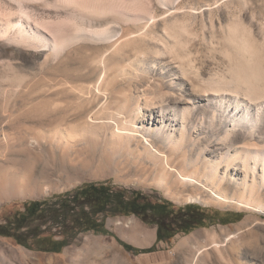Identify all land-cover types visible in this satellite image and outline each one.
Returning <instances> with one entry per match:
<instances>
[{
	"label": "rangeland",
	"instance_id": "374dc122",
	"mask_svg": "<svg viewBox=\"0 0 264 264\" xmlns=\"http://www.w3.org/2000/svg\"><path fill=\"white\" fill-rule=\"evenodd\" d=\"M0 5L1 30L7 27L8 19L16 21L20 5L14 0H0ZM24 7L28 15L23 22L27 40L14 34V29L10 30L11 34L0 37V137L5 131L14 132L18 123L33 131L78 123L88 111L97 109L103 102L114 111L121 103L124 105L125 96L129 98L144 88L145 81H149L148 92L155 100L167 89L166 79L173 77L182 82L186 78L180 74L187 67L192 68V75L189 74L198 81L222 75L227 78L229 71L237 66L240 68L238 64L243 62L233 47L236 45L227 39L229 34L244 32L241 35L248 38L255 53L254 56L247 53L246 57L251 56L254 61L260 60L264 64V0H26ZM232 23L238 25L237 30H229ZM139 28L155 36L153 39L148 36L147 41L133 42L146 51L142 65L149 70L147 75L133 81L123 79L116 84L109 80L111 97L94 91L102 66L96 65L93 59L122 30L137 34ZM73 34L82 35L73 39ZM43 45L48 48L43 49ZM88 85L92 87L88 88ZM120 90H123V102L115 95ZM239 91H235L238 93L232 101L244 100L243 91ZM166 100L172 101V97ZM57 102L66 112H57L51 117V124H45L46 107L59 105ZM73 110L79 112L78 116L70 114ZM249 115L245 113L247 117L243 120H248ZM255 116L258 120L249 119V123L258 121L254 125L258 129L261 120L260 116ZM11 121L14 123L9 125ZM217 127V123L210 126L192 147L185 149L187 158H192L191 163L179 161L177 155L168 156L169 163L204 181L200 177L199 149L215 142L222 134ZM88 144L89 149L83 151L76 166L64 169L65 178H55L56 182L44 186L41 191L0 197V222L22 209L28 200L65 193L87 182H102L114 189L125 188L128 192L138 190L153 201L168 199L175 207L191 203L218 214L236 212L241 214L240 219L235 221L237 215L232 219L227 215L226 218L233 222L201 226L189 233H178L168 241L155 242V225H149L135 215L107 216L105 226L112 235L93 230L81 232L59 253L30 250L11 238L0 237V264H264V209L242 210L232 204L220 205L206 187L195 189L186 185L182 192L166 194L158 186L156 167L147 160L145 164L152 168L148 169V174L138 177L133 174L122 180L113 171L98 165V153L92 155L97 145L92 140ZM100 147L101 143L98 149ZM89 153L94 160L90 159L93 157H89ZM5 154L6 150L1 149L0 164ZM171 175L170 179H174L175 175ZM232 192L233 189L228 187L226 194L236 193ZM257 201L264 205V195ZM118 240L139 249L154 245V249L145 252L126 250Z\"/></svg>",
	"mask_w": 264,
	"mask_h": 264
},
{
	"label": "bare ground",
	"instance_id": "6f19581e",
	"mask_svg": "<svg viewBox=\"0 0 264 264\" xmlns=\"http://www.w3.org/2000/svg\"><path fill=\"white\" fill-rule=\"evenodd\" d=\"M14 1L20 5L18 16L16 21L7 20V27L0 30V37L11 34L10 30L14 29V34L26 39L28 33L23 26L28 16L24 7L26 0ZM6 13L12 15L11 11ZM237 29L236 23L229 26L230 31ZM131 33H123L122 30L93 59L96 65L102 66V73L94 90L99 94H110L111 97L109 80L116 84L124 81L123 79L133 81L147 75L149 70L142 65L146 51L135 43L133 45V42L145 41L148 36L153 39L155 36L147 34L142 28L138 29L137 34ZM241 34L245 33L229 34L227 38L236 45L233 47L243 61L241 64L237 63L240 68L233 65L238 70L229 71L227 78L221 74L219 78L209 77L206 81H198L190 76L192 68L187 67L180 74L184 77L186 75V78L175 76L184 79L182 82L174 80L173 77L166 79L167 89L161 91L155 100L148 92L149 81H145L144 88L132 93L129 98L128 95L125 96L124 105L121 103L114 111L109 110L106 102H103L99 103L97 109L88 111L78 123L56 125L41 131H33L18 123L14 132L5 131L0 137V150H6L3 163L0 164V197L41 191L44 186H50L56 182L55 178L65 176L63 174L66 167L76 166V161L86 148L89 149L88 143L92 140L97 146L91 154L98 153V165L109 172L113 171L122 180L123 177L133 174V177L148 174L149 167L145 164L147 160L156 167L154 172L158 174V186L166 194L182 192L186 185L195 189L206 187L220 205L232 204L242 210H263L264 205L257 200L264 195V64L260 60L254 61L251 56L246 57L247 53L253 56L255 53L248 38ZM79 35L82 34H73L72 38L77 39ZM47 48L43 45V49ZM234 90H242L244 100L232 101L231 98L238 93ZM115 95L123 102V90ZM167 97H172V101H167ZM237 97L240 98L238 95ZM61 111L66 112L61 103L51 106L50 109L46 107L45 124H49L51 117ZM70 112L75 116L79 114L76 110ZM247 112L250 113L251 121L258 120L256 116H260L258 129L254 128L258 121L249 123V119L243 120L247 117ZM12 123L14 121L9 125ZM216 123L222 134L215 142L205 144L199 149L200 177L204 181L169 163L168 156L172 155H177L179 161L191 163L192 158H187L185 149L192 147L201 133L209 131L210 126ZM99 143L102 148L98 149ZM92 157L90 159L94 160V156ZM82 160L83 158L80 162ZM171 174L175 175L174 179H170ZM228 187L236 193L232 192L233 195L228 196Z\"/></svg>",
	"mask_w": 264,
	"mask_h": 264
},
{
	"label": "trees",
	"instance_id": "16d2710c",
	"mask_svg": "<svg viewBox=\"0 0 264 264\" xmlns=\"http://www.w3.org/2000/svg\"><path fill=\"white\" fill-rule=\"evenodd\" d=\"M115 215H135L155 225V242L168 241L178 233H189L201 226L233 222L225 213L218 214L198 204L175 207L168 199L153 201L138 190L128 192L102 182H87L65 193L24 202L22 209L0 222V237L11 238L30 250L59 253L81 232L93 230L112 235L105 220ZM235 215V221L239 220L241 214ZM118 241L126 250L154 249V245L139 249Z\"/></svg>",
	"mask_w": 264,
	"mask_h": 264
},
{
	"label": "crops",
	"instance_id": "0c3cea01",
	"mask_svg": "<svg viewBox=\"0 0 264 264\" xmlns=\"http://www.w3.org/2000/svg\"><path fill=\"white\" fill-rule=\"evenodd\" d=\"M226 216L228 215V217H230V219H232V217L235 215L234 213H230V214H225Z\"/></svg>",
	"mask_w": 264,
	"mask_h": 264
}]
</instances>
